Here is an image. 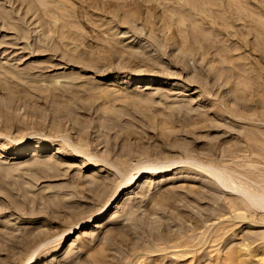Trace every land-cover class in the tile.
I'll list each match as a JSON object with an SVG mask.
<instances>
[{"label": "rangeland", "instance_id": "obj_1", "mask_svg": "<svg viewBox=\"0 0 264 264\" xmlns=\"http://www.w3.org/2000/svg\"><path fill=\"white\" fill-rule=\"evenodd\" d=\"M53 1L81 28L0 0V264H264V0L183 14L204 51L170 0Z\"/></svg>", "mask_w": 264, "mask_h": 264}, {"label": "bare ground", "instance_id": "obj_2", "mask_svg": "<svg viewBox=\"0 0 264 264\" xmlns=\"http://www.w3.org/2000/svg\"><path fill=\"white\" fill-rule=\"evenodd\" d=\"M27 1H28L29 5H30V8L32 7V9H33L34 11H37V12H34L35 14H36V13H37V14L39 13V14H41V15H45L46 13H47V14H49V13H53V14H56V16H57V15H58V16L61 15V16L64 18L63 20L67 19V20H65V21H67V22L64 21L66 24L69 23V24L67 25V27H68V26H70V27L72 26L71 28L69 27L70 29H76V28L78 27V25H77V27H76V25H75L76 28H73V27H74V24H72V22L70 23L69 21L72 19L71 17H73V19H74V16H77L76 14H78L79 12H77L76 10H74L75 12H77V13H74V11H72V9H70V8H68V7L66 8L65 6H63V7H65L67 10H71V11H70V12H63V11H61L60 9L62 8V4H63L62 2L59 1V4H58V3H56V4H55V3H52V4H51L50 2H51L52 0H51V1H50V0H27ZM54 1H55V0H54ZM54 1H53V2H54ZM78 1H81V2H79V3H82V4H81L82 6H80L79 4H77V5L80 6V8H81V7H84L83 4H85L86 6L89 5L90 7H91L92 5H95V6L97 5V6H99V9H100V10H103V13L105 12L104 10H107V8H108V6H109L110 4L115 5L114 3H118V4H117V8L120 7V5H121V6L124 5V4L121 2L122 0H121V1H119V0H78ZM133 1H134V0H133ZM133 1H132V2L129 1V2H131V3H129V4L132 5V3L136 2V4L138 3L137 5L140 6V8L143 7V6H145V5H144V2H148V1L150 2V0H148V1H147V0H146V1H145V0H137V1H134V2H133ZM156 1L159 2V1H162V0H156ZM164 1H165V0H164ZM167 1H168V0H167ZM237 1H238V0H236V1H235V0H170V1H168V3L165 1L167 4L164 2V5L166 4L167 6H169L168 4L171 3V4H174V5L176 6V7H174V9H173V7H168L170 10H171V8H172L171 11H173L174 13H173V12H166V13H170V15H171V16H170L169 14H167V16H168V17L170 16V18L172 19V17H174V18L177 17L176 14H177V15H180V16H179L180 20H179L178 17H177L178 19L175 18L176 20L179 21V23H180L181 20H182L181 17H184V18H185V19L183 18V22H184V23H181V24H182V25H181V26H182V29H181V30L184 29V31H182V32L186 33V34H185L186 36H185L183 33H181V35H182V36L184 35V36L186 37V39L188 40V42H190V44H191V43H198V47H200L199 45H201V44H202V45H207V44L209 45V44H211V40L206 38V36H205V34H204V31H201V32H198V31H197V32H194L193 29H192L193 32L190 31L189 33H187V31L190 30V29L186 27L188 30H185V28H183V27H184L183 25L185 24V21L189 20V18L185 17V15H183V14L189 15V13H190V12L192 13V11H193V12H194V11H199V10L204 11V10L207 9L208 4H211V5H212L213 3H214V4H215V3L219 4V3H226V2H227V4H230V3H231V4H232V3L234 4V2H237ZM55 2H56V1H55ZM119 2H121L122 4L119 5ZM60 3H62V4H60ZM125 3H126V2H125ZM127 3H128V2H127ZM155 3H156V2L154 1V4H155ZM160 3H162V6H164V5H163V2H160ZM175 3H176V4H175ZM54 4H55V5H54ZM64 4H65V2H64ZM64 4H63V5H64ZM66 4H67V3H66ZM150 4H151V3H150ZM158 4H159V3H157V5H158ZM248 4H249V3H248ZM58 5L61 6L60 9H59V6H58ZM68 5H69V4H67V6H68ZM75 5H76V4H75ZM75 5H71V7H72V6L75 7ZM77 5H76V6H77ZM118 5H119V6H118ZM137 5H136V6H137ZM146 5H147V4H146ZM152 5H153V4H152ZM215 5H216V4H215ZM56 6H57V7H56ZM115 6H116V5H115ZM136 6L133 5L134 8H135ZM139 6H138V7H139ZM159 6H160V5H159ZM167 6H165V7L167 8ZM171 6H172V5H171ZM212 6H213V5H212ZM212 6H211V7H212ZM220 6H221V5H219V8H221ZM223 6H224V4H223ZM90 7H87V8H90ZM126 7H127V9L129 8L128 5H127V6L125 5V7H123V6L120 7L121 9L118 8V11H119V10H122V9H124V8L126 9ZM165 7H164V8H165ZM213 7H214V6H213ZM213 7H212V8H213ZM248 7H249V6H248ZM248 7L245 6V8H248ZM76 8H77V7H76ZM76 8H75V9H76ZM84 8H86V7H84ZM109 8H110L111 11H110L109 9H108V10L111 12V14H115V13L118 14V13H119L118 15H120L121 11L118 12V11L115 9L116 11H115L114 13H112V10H113V9H111L112 7L109 6ZM113 8H114V7H113ZM115 8H116V7H115ZM131 8H132V7H130V9H131ZM134 8H133V9H134ZM140 8H137V9H138L137 11H138V13L141 14V13H142V12H141L142 8H141V9H140ZM152 8H153V7H152ZM157 8L160 9L161 7H157ZM166 8H165V9H166ZM215 8H216V7H215ZM66 9H65V10H66ZM77 9H79V8H77ZM92 9H94V8L92 7ZM95 9H96V8H95ZM95 9H94V11H95ZM125 9H124V10H125ZM127 9H126V10H127ZM133 9H132V10H133ZM150 9H151V7H150L149 9H146V11L144 10L143 12H146V14L152 13V11L149 12ZM155 9H156V8H155ZM155 9H153V12H154ZM213 9H214V8H213ZM249 9H250V8H249ZM254 9H255V8H254ZM62 10H64V8H62ZM90 10H91V9H90ZM90 10H89V11H90ZM97 10H98V9H97ZM126 10H125V13H126L125 15H126V17L129 16V15H133V16H134L135 14H138V13H136V12H130L129 10H127V11H126ZM162 10H163V9H162ZM162 10H161V11H162ZM186 10H187V11H186ZM215 10H216V9H215ZM247 10H248V9H247ZM60 11H61V12H60ZM79 11H81V10H79ZM83 11H85V9H83ZM94 11H93V12H94ZM113 11H114V10H113ZM133 11H135V10H133ZM147 11H148V13H147ZM155 11H156V10H155ZM164 11H165V10H164ZM164 11H163V12H164ZM167 11H168V10H167ZM213 11H214V10H213ZM31 12H33V11L31 10L30 13H31ZM81 12H82V11H81ZM100 12H102V11H100ZM110 12H109V13H110ZM188 12H189V13H188ZM200 12H201V11H200ZM215 12H216V11H215ZM96 13H97V12H96ZM96 13H95V14H96ZM107 13H108V12H107ZM109 13H108V14H109ZM122 13H124V12L122 11ZM122 13H121V15H123V17H125V15L122 14ZM166 13H165V14H166ZM171 13H172V14H171ZM194 13H195V12H194ZM202 13H203V12H202ZM35 14H34V15H35ZM39 14H38V15H39ZM47 14H46V15H47ZM79 14H80V13H79ZM85 14H86V13H85ZM87 14H88V13H87ZM97 14H98V13H97ZM108 14H107V15H108ZM140 14H139V15H140ZM144 14H145V13H144ZM153 14H154V13H153ZM153 14H152V15H153ZM156 14H157V13H156ZM161 14H162V13H161ZM181 14H182V16H181ZM196 14H198V13L196 12ZM204 14H207L206 11H205V13H203L202 15H204ZM235 14H236V13H235ZM243 14H244V13L241 12V16H242ZM32 15H33V14H32ZM49 15H50V14H49ZM49 15H48V16H49ZM51 15H52V14H51ZM88 15H89V14H88ZM109 15H110V14H109ZM121 15H120V16H121ZM150 15H151V14H149V17H152V15H151V16H150ZM154 15H155V14H154ZM191 15H192V14H191ZM207 15H208V14H207ZM248 15H249V14H247V16H248ZM48 16H47V17H48ZM79 16H80V15H79ZM79 16H78V18H80ZM86 16H87V15H86ZM114 16H116V15H114ZM141 16H142V15H141ZM163 16H164V15H163ZM167 16L165 15L164 17H167ZM200 16H201V15H200ZM205 16H206V15H205ZM233 16H234V15H233ZM243 16H244V15H243ZM250 16H251V14H250ZM34 17H35V16H34ZM43 17H44V16H43ZM47 17H46V18H47ZM89 17H90V16H89ZM91 17H92V16H91ZM126 17H125V19H126ZM139 17H140V16H139ZM153 17H154V16H153ZM153 17H152V18H153ZM168 17H167V18H168ZM197 17H198V16L196 15L195 18H197ZM36 18H37V16H36ZM53 18H54V15H53V17H51V19H53ZM60 18H61V17H60ZM81 18H82V16H81ZM81 18H80V19H81ZM113 18H117V17H113ZM144 18H146V17H144ZM147 18H148V17H147ZM154 18H155V17H154ZM154 18H153V20H154ZM190 18H191V17H190ZM193 18H194V17H193ZM202 18H203V16H202ZM207 18H208V17H206V19H207ZM244 18H246V16H244ZM47 19H48V18H47ZM57 19H59V17H57ZM61 19H62V18H61ZM75 19H77V17H75ZM75 19H74V21H75ZM82 19H83V18H82ZM96 19H97V18H95V21H96ZM125 19H124V20H125ZM129 19H130V18H129ZM134 19H135V18H134ZM134 19L131 18L130 20H134ZM156 19H157V16H156ZM175 19H174V20H175ZM204 19H205V18H204ZM63 20H61V22H62ZM85 20H87V19L85 18ZM113 20H114V19H113ZM122 20H123V19H121V21H122ZM130 20H129V21H130ZM153 20H152V21H153ZM167 20H168V19H167ZM174 20H173V21H174ZM184 20H185V21H184ZM195 20H196V19H195ZM198 20H199V19H198ZM208 20H210V19L208 18ZM249 20H251L250 17H249ZM52 21H55V19H53ZM71 21H73V20H71ZM74 21H73V22H74ZM83 21H84V20H83ZM87 21H88V20H87ZM103 21H104V20H103ZM103 21H102V23H103ZM196 21H197V20H196ZM199 21H200V20H199ZM202 21H203V20H202ZM205 21H206V20H205ZM211 21H212V20H211ZM211 21H210V23H212V24H216V23H217L216 21H213L214 23L211 22ZM55 22H56V21H55ZM64 22H62V23H64ZM88 22H89V23H88ZM88 22H87V23H88L89 25L92 24V23H90V20H89ZM91 22H92V21H91ZM93 22H94V21H93ZM104 22H105V21H104ZM174 22L176 23L177 21H174ZM207 22H208V21H207ZM215 22H216V23H215ZM81 23H83V22L81 21ZM95 23H97V21H96ZM100 23H101V22H100ZM145 23H146V22H145ZM169 23H170V22H169ZM192 23H193V21H192ZM194 23H195V22H194ZM205 23H206V22H205ZM77 24H78V23H77ZM88 24H86V25H88ZM97 24H99V21H98ZM97 24H96V25H97ZM173 24H174V23H172V25H173ZM190 24H191V23H190ZM196 24H199V25H200V22H198V23H196ZM203 24H204V21H203ZM64 25H65V24H64ZM83 25H84V23H83ZM86 25H85V26H86ZM94 25H95V24H94ZM94 25H93V26H94ZM96 25H95V27H96ZM186 25H187V23H186ZM192 25H193V24H192ZM199 25H197V26H199ZM201 25H202V22H201ZM216 25H218V24H216ZM261 25H262V27H260ZM261 25L259 24V26H258V25L256 26V23H255V25H254L255 28H256V29L254 30V31H255V34L257 33L259 36H260V35H264V27H263V26H264V23H263V24L261 23ZM56 26H57V25H56ZM85 26L83 27L84 29H85ZM170 26H171V25H170ZM175 26H176V24H175ZM187 26H188V25H187ZM202 26H204V25H202ZM202 26H200V28H202ZM212 26H213V25H212ZM67 27H66V28H67ZM79 27H80V25H79ZM79 27H78V29H79ZM99 27H100V25H99ZM171 27H173V26H171ZM193 27H194V25H193ZM215 27H216V26H215ZM53 28H54V26H53ZM80 28H81V27H80ZM175 28H176V27H175ZM178 28H181L180 25H179ZM203 28H204V27H203ZM203 28H202V29H203ZM218 28H220V27H218ZM221 28H222V27H221ZM54 29H55V28H54ZM67 29H68V28H67ZM84 29H81L82 33H83ZM93 29H94V28H93ZM215 29H216V28H215ZM65 30H66V29H65ZM90 30H91V29H90ZM174 30H176V29H174ZM177 30H178V29H177ZM203 30H204V29H203ZM205 30H206V29H205ZM222 30H223V29H222ZM55 31H56V30H55ZM57 31L59 32V30H57ZM76 31H78V30H76ZM81 31H80V32H81ZM91 31H92V30H91ZM98 31H99V30H98ZM178 31H179V30H178ZM219 31H220V30H219ZM70 32H71V31H70ZM180 32H181V31H179V34H180ZM213 32H215V31H214V30L212 31V35H213ZM216 32H217V31H216ZM216 32H215L214 35H216V34L220 35V33H216ZM73 33H75V32H72V34H73ZM82 33H79V32H78V35H79V34L83 35L84 33H83V34H82ZM85 33H86V32H85ZM93 33H94V32H93ZM99 33H100V32H99ZM221 33H222V32H221ZM95 34H97V36H98V32H95ZM103 34H104V33H103ZM179 34H178V35H179ZM257 34H256V35H257ZM73 35H75V34H73ZM91 35H94V34H91ZM175 35H177V34H175ZM175 35H174V37H171V39L176 38ZM75 36H76V35H75ZM79 36H80V35H79ZM79 36H78V37H79ZM97 36H96V37H97ZM76 37H77V36H76ZM88 37L90 38V36H88ZM96 37H94V38H95V39L101 38V37H99V36H98V38H96ZM209 37H210V35H209ZM92 38H93V37H92ZM103 38H106V36H103ZM178 38H179V37H177L176 39H178ZM216 38H217V36H216ZM216 38H215V39H216ZM113 39H114V38H113ZM115 39H116V38H115ZM212 39H214V37H213ZM65 40H66V39H65ZM99 40H100V39H99ZM101 40H102V39H101ZM105 40H106V39H105ZM108 40H109V39H108ZM108 40H107V41H108ZM168 40H169V39H168ZM181 40H182V39H181ZM187 40H186V42H187ZM95 41H97V40H95ZM107 41H103V42H104L105 44H108ZM176 41H177V43H178V40H176ZM179 41H180V40H179ZM216 41H217V39H216ZM109 42H111V41H109ZM183 42H185V41H183ZM183 42H182V43H183ZM188 42H187V43H188ZM115 43H116V42H115ZM115 43H114V44H115ZM179 43H181V42H179ZM199 43H200V44H199ZM212 43L214 44V40H213ZM220 43H221V42H220ZM220 43H218V46H219ZM114 44H113V45H114ZM185 44H186V43H185ZM215 44H216V42H215ZM109 45H110V43H109ZM111 45H112V44H111ZM111 45H110V46H111ZM183 45H184V44H183ZM188 45H189V43H188ZM192 45H193V44H192ZM192 45H191V46H192ZM110 46H109L110 50H112V47H115V46H112V47H110ZM179 46H180V45H179ZM196 46H197V45H196ZM218 46H216V47L218 48ZM107 47H108V46H107ZM198 47H197V49H198ZM104 48H105V47H104ZM115 48L117 49L118 47H115ZM115 48H114V50H115ZM119 48H120V47H119ZM119 48H118V49H119ZM122 48H123V47H122ZM200 48L202 49V47H200ZM217 48H216V49H217ZM107 49H108V48H107ZM120 49H121V48H120ZM183 49H184V48H183ZM204 49H205V47H204ZM218 49H219V48H218ZM103 50L105 51V53L108 52V51L105 50V49H102L101 52H102ZM124 50H125V49H124ZM130 50H131V49H130ZM192 50H194V49H192ZM104 51H103V52H104ZM118 51H120V50H117V52H118ZM202 51H204V50L202 49ZM206 51H207V50H206ZM206 51H205V52H206ZM112 52H115V51L112 50ZM117 52H115L113 55H116ZM122 52H123V51H122ZM122 52H121V53H122ZM128 52H129V50H128ZM131 52H133V51L131 50L130 53H131ZM123 53L126 54V52H123ZM118 54H120V52H118ZM133 54H134V53H133ZM135 54H136V53H135ZM135 54H134V55H135ZM105 55H110V54H105ZM111 55H112V53H111ZM120 55H121V54H120ZM144 55H145V54H144ZM218 55H219V54H218ZM218 55H217V56H218ZM102 56H103V55H102ZM117 56H118V55H117ZM137 56H138V55H136V57H137ZM145 56H146V55H145ZM145 56H144V57H145ZM115 57H116V56H115ZM118 57H119V56H118ZM120 57H122V55H121ZM129 57H130V55H129ZM134 57H135V56H134ZM138 57H142V55H139ZM144 57H142V58H143L142 60H144V59L146 58V57H145V58H144ZM215 57H216V56H215ZM218 57H219V59L222 58L221 55H219ZM220 57H221V58H220ZM131 58H132V57H131ZM131 58H130V59H131ZM139 59H140V58H139ZM148 59H149V58H148ZM148 59H145V60H148ZM132 60H133V59H132ZM135 60H138V59H135ZM222 60H223V59H221V62H222ZM140 61H141V60H140ZM218 61H219V63H221L220 60H218ZM137 62H139V61H137ZM141 62H142V61H141ZM153 62H154V61H153ZM153 62L150 63V66H152L151 64H154V63H155V62H154V63H153ZM129 63H130V62H129ZM132 63H133V62H132ZM147 63H148V62H147ZM222 64H223V65H221V64H218V65H219L220 67L223 68V67L225 66V65H224V62H222ZM218 65H217V67H218V70H219V66H218ZM148 66H149V65H148ZM150 66H149V67H150ZM153 66H155V65H153ZM149 67H148V68H149ZM214 67H215V65H214ZM150 68H151V67H150ZM231 68H232V67H231ZM146 71H147V70H146ZM141 72H143V71H141ZM144 72H145V71H144ZM115 77H117V76H115ZM163 82L166 83V81H163ZM142 99L153 100V99H154V94H151V93H150V94H147L146 97L144 96V97H142ZM238 102H239V101H238ZM236 103H237V101H236ZM239 103H241V101H240ZM221 104H222V103H221ZM244 104H245V103H244ZM247 104L249 105V103H247ZM247 104H246V106H247ZM222 105H223V104H222ZM224 105H225V104H224ZM135 106H136V105H135ZM188 106H189L188 103H186V104H181V108H182V107H188ZM136 107H137V106H136ZM222 107H223V106H222ZM224 107H225V106H224ZM226 107H227V106H226ZM218 108H219V107H218ZM218 108H217V109H218ZM238 108H239V107H238ZM219 109H220V108H219ZM219 109H218V110H219ZM218 110H216V111H217L216 113H218V114H216V115H217V116H222L224 112H223V111L221 112L220 110H219V111H218ZM233 110H234V113H235V111L238 113V110H239V109L236 110V108H235V109H233ZM233 110H232V111H233ZM229 111H231V110H229ZM203 113H204V114H203ZM203 113L200 112V114H199V116H200L202 119H210V120L213 119L212 117L207 116V113H209V111H208V112L205 111V112H203ZM235 115H236V114H235ZM233 116H234V115H233ZM223 118H224V117H223ZM213 123H214V121H213ZM213 126H215V125H213ZM216 126H217V125H216ZM233 146H235L234 148H239V147H237V146H239V144L236 143V142L233 143ZM25 148H26V147H22V148L18 149V150L15 152V154L12 155V158H19V157L23 156V155L26 153ZM38 149H39V150H38ZM41 149L46 150V149H48V146H37V150H34L31 154L34 155V156H37V155H39V154L41 153V152H40ZM231 150L233 151L234 149L232 148ZM231 150H230V152H228V153H226V154L230 156V153L232 154L233 152H235V151L231 152ZM238 150H239V149H238ZM235 153H238V151L235 152ZM211 155H212V154H210V156H211ZM233 155H234V154H233ZM233 155H232V156H233ZM208 156H209V155H208ZM236 156H237V154L234 155V157H236ZM212 157L214 158L213 160H215V159H220V158H216V156H213V155H212ZM212 157H211V159H212ZM234 157H232V158H234ZM209 158H210V157H209ZM234 159H235V158H234ZM220 160H221V159H220ZM221 161H222V160H221ZM94 165H95V164H94ZM146 168H156V166H155V165H151V166H146V167H144V168L142 167V169H145V170H146ZM142 169H141V170H142ZM213 170H214V169L210 170L211 173H213ZM214 177H215V176H214ZM131 179H132V177L127 178V181H126V182H131ZM215 180L219 182V180H218L217 177L215 178ZM234 184L236 185V183H234ZM250 188H252V187H250ZM253 188H254V187H253ZM241 189H242V193H243V194H244V191H246V193L249 194V195H247V194L245 193L244 196L250 197V198L252 199L253 196L255 195V192H251L250 190L246 189L244 186H242ZM263 197H264V196H263ZM253 199H254V198H253ZM253 199H252V200H253ZM253 202L255 203L256 200H253ZM261 203L263 204V207H264V202H261ZM258 205H259V207L262 206V205H260V204H258ZM109 206H110V207H109ZM112 206H113V203H111L110 200L107 201V204H106V210H107V208L109 207V208H108V211H109V210L112 208ZM103 211H104V210H103ZM108 211H107V212H108ZM5 237H6V234H5L4 232H0V238L3 239V238H5ZM200 243H201V242H200ZM179 245H180V244H179ZM181 246H182V244H181Z\"/></svg>", "mask_w": 264, "mask_h": 264}]
</instances>
